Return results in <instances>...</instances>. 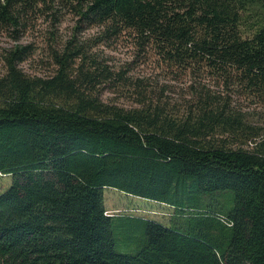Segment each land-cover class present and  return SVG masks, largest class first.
Segmentation results:
<instances>
[{
  "label": "trees",
  "instance_id": "1",
  "mask_svg": "<svg viewBox=\"0 0 264 264\" xmlns=\"http://www.w3.org/2000/svg\"><path fill=\"white\" fill-rule=\"evenodd\" d=\"M48 4L103 37L132 31L167 69L210 74L264 105V0H0V31L20 32ZM30 55L25 45L2 56L0 175L11 180L0 264H264V130L205 90L179 118L139 92L138 108L104 104L111 74L127 86L119 70L63 51L53 75L30 77L18 67ZM104 188L164 204L176 220L108 215ZM216 194L225 198L204 202Z\"/></svg>",
  "mask_w": 264,
  "mask_h": 264
},
{
  "label": "rangeland",
  "instance_id": "2",
  "mask_svg": "<svg viewBox=\"0 0 264 264\" xmlns=\"http://www.w3.org/2000/svg\"><path fill=\"white\" fill-rule=\"evenodd\" d=\"M38 18L27 20L26 27L20 32L0 31V75L3 73L2 56L14 46L31 47L30 57L19 64V69L30 77H48L53 75L55 65L54 53H78L83 62L103 65L108 73L120 71L127 83L124 88L119 78L111 80L98 88L97 98L104 104L115 105L123 109L138 108V92L145 95L144 103L152 105L162 103L171 115L179 118L190 109L193 90L204 91L224 102L227 111L246 118L255 127L264 130V105L255 104V99H244L238 86L228 82L214 80L210 74L192 75L189 71L180 72L174 68H166L160 62L151 45H141L132 31H123L119 35L101 36L99 27L84 28L76 16L62 4H48ZM54 60V61H53ZM75 59L69 63L74 68L79 63ZM90 68L88 66H85ZM205 72V71H202ZM107 74V75H110ZM135 79L142 82L137 83ZM135 85L138 86L135 87ZM145 87V91H141ZM237 117V116H236ZM227 142L232 141L227 134L223 135ZM226 140V139H225ZM245 148V146H241ZM10 176L0 175V194L10 184ZM222 195L204 197V202L222 201ZM103 207L108 215H130L144 218L169 226L174 222V210L164 204L126 195L114 189L102 190ZM210 203V204H211ZM215 205V202L212 204ZM117 225V224H116ZM125 226V223H124ZM131 229L130 225L127 226ZM121 228L115 231L130 245L129 234H122ZM129 232V229L126 231ZM134 239L138 234L134 232ZM115 250L125 253L126 250L117 242Z\"/></svg>",
  "mask_w": 264,
  "mask_h": 264
}]
</instances>
